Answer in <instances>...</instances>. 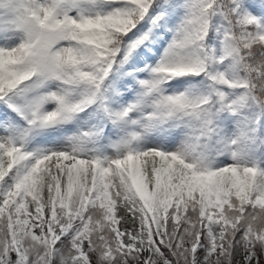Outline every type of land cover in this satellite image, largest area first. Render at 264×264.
Here are the masks:
<instances>
[{
  "label": "snow or ice",
  "instance_id": "snow-or-ice-1",
  "mask_svg": "<svg viewBox=\"0 0 264 264\" xmlns=\"http://www.w3.org/2000/svg\"><path fill=\"white\" fill-rule=\"evenodd\" d=\"M0 264H264V0H0Z\"/></svg>",
  "mask_w": 264,
  "mask_h": 264
},
{
  "label": "rangeland",
  "instance_id": "rangeland-1",
  "mask_svg": "<svg viewBox=\"0 0 264 264\" xmlns=\"http://www.w3.org/2000/svg\"><path fill=\"white\" fill-rule=\"evenodd\" d=\"M0 118H2V116H0Z\"/></svg>",
  "mask_w": 264,
  "mask_h": 264
}]
</instances>
